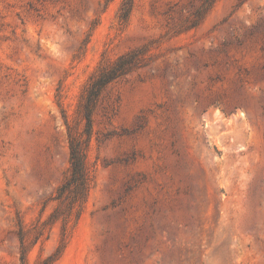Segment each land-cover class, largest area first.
<instances>
[{
  "label": "rangeland",
  "instance_id": "1",
  "mask_svg": "<svg viewBox=\"0 0 264 264\" xmlns=\"http://www.w3.org/2000/svg\"><path fill=\"white\" fill-rule=\"evenodd\" d=\"M0 0V264H264V0ZM95 180L62 229L67 124L102 64ZM34 241H36L34 243Z\"/></svg>",
  "mask_w": 264,
  "mask_h": 264
},
{
  "label": "trees",
  "instance_id": "2",
  "mask_svg": "<svg viewBox=\"0 0 264 264\" xmlns=\"http://www.w3.org/2000/svg\"><path fill=\"white\" fill-rule=\"evenodd\" d=\"M132 6L133 0H122L117 14L119 22L128 21ZM137 64V56L134 52L120 55L107 64H101L90 76L79 101V111L83 120L82 131L76 132L67 124L69 167L51 197L56 202V206L49 215L50 220L61 218L62 229H65L72 215L76 218L80 215L94 184L95 169L88 161L87 150L92 134V113L98 98L110 82L126 74ZM19 239V261L20 264H27V247L23 243L21 232H19ZM62 247L61 241L53 252L36 264H51L60 256Z\"/></svg>",
  "mask_w": 264,
  "mask_h": 264
}]
</instances>
